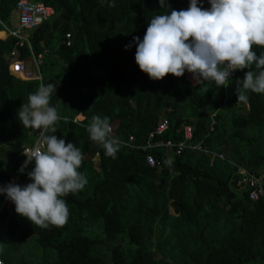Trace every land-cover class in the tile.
<instances>
[{"label": "trees", "instance_id": "16d2710c", "mask_svg": "<svg viewBox=\"0 0 264 264\" xmlns=\"http://www.w3.org/2000/svg\"><path fill=\"white\" fill-rule=\"evenodd\" d=\"M16 1L0 0L1 21ZM32 1L60 15L51 22L49 17L29 35L31 51L41 53L39 79L9 74L7 56L15 39L0 32V186L10 183L15 173V184L31 182L27 172L34 161L23 172L18 169L25 159L23 146L31 145L40 130L23 127L17 112L41 81L57 87L50 97L60 116L53 135L82 151L78 171L88 183L63 198L69 217L60 228L32 224L15 212L13 202L9 210L0 205V262L264 264V203L233 189L237 166L255 177L264 172V94L244 92L239 79L247 69L232 73L225 88L214 81L191 84L193 75L187 70L189 81L171 74L151 80L135 63L133 37L142 39L155 15L186 10L190 0H165L168 9L159 0ZM202 6L209 8L208 0ZM18 49L20 59L29 56L26 45ZM253 50L258 56L264 53V47ZM241 94L246 99H239ZM78 115L82 119L76 120ZM94 115L108 117L113 136L127 141L131 135L138 146L164 117L166 129L153 134L152 143H177L188 125V144H200L222 157L200 170L201 156L190 164L191 156L200 152L188 147L175 154L174 146L136 149L122 143L113 159L89 138L87 126ZM51 134L43 131L42 143ZM147 154L159 165L147 164ZM257 183L264 186V178L258 177ZM26 240L35 247L34 254L17 252Z\"/></svg>", "mask_w": 264, "mask_h": 264}, {"label": "clouds", "instance_id": "9594fccd", "mask_svg": "<svg viewBox=\"0 0 264 264\" xmlns=\"http://www.w3.org/2000/svg\"><path fill=\"white\" fill-rule=\"evenodd\" d=\"M208 2L207 9L203 8L202 0L199 6L198 0H190L186 10L173 9L167 14L155 15L143 38L133 37L135 63L151 80H160L169 74L181 77L187 70L197 82L214 81L218 87L225 88L230 84L232 73L247 69L243 79H239L244 92L264 94V53L258 56L253 50L254 46L264 47V0ZM159 4L169 8L165 0H159ZM109 6L115 7V4ZM25 35L29 39L30 34ZM129 47L131 44L125 45L126 50ZM56 89L55 85L41 81L37 91L29 94L28 102L21 104L17 112L23 127L40 130L37 137L41 129L52 132L43 136L39 149L25 153L26 159L19 165L18 172H23L34 161V167L27 172L31 182L23 186L15 183L0 186L3 198L0 205L6 202L9 206L13 202L17 214L45 229L60 228L67 223L69 209L63 198L83 190L88 183L86 176L78 171L84 159L82 151L72 142L66 143L53 135L60 120L57 110L50 106V97ZM238 98L244 100L246 96L241 94ZM80 119L81 116L76 120ZM87 131L89 138L103 147L106 156L116 158L122 142L112 135L108 117L94 115ZM212 154L222 157L221 153ZM4 195L9 201L4 200Z\"/></svg>", "mask_w": 264, "mask_h": 264}, {"label": "built area", "instance_id": "2783aa9c", "mask_svg": "<svg viewBox=\"0 0 264 264\" xmlns=\"http://www.w3.org/2000/svg\"><path fill=\"white\" fill-rule=\"evenodd\" d=\"M15 10L17 13L16 16V27L9 28L5 25L3 21L0 19V26H2L6 30L7 36L10 38H14V47L11 51H9L7 56V65L9 67V73L13 76L18 77L16 74L21 76V79L23 80H29V79H39L40 75L37 71V67L41 62V54L37 53L34 54L31 51L30 48V40L27 38V35L23 34L24 30H32L37 25L42 23L43 21L47 20L52 14L53 9L50 6L43 5L41 2H35L32 0H17L15 3ZM64 44H69V34H65V40ZM23 45H26L29 56L25 59H20L19 56V49L18 47H21ZM28 60L30 61L32 65V75L30 72H27L25 70V63L24 61ZM19 78V77H18ZM112 129L114 130V125L110 124ZM167 126L166 119L159 118V120L156 123V126L152 132H149L146 137V142L144 145H136L133 142V138L131 135L128 136L127 141H121L123 144L130 148H141L144 149L146 147H153V146H164L166 148H172L175 147V154H179L180 151L188 147L193 152H203L204 154L207 153V151L200 146V144H193L190 145L187 143V141L190 139V126H183V139L178 141L177 143H173L170 139H166L164 141H160L157 143H152L151 138L153 134H161ZM212 128V127H211ZM42 129L39 134V136L32 142L31 145L25 144L22 148V154L29 153L32 150H37L42 146ZM113 135V132H112ZM25 156V155H24ZM220 156V154H218ZM26 159V156H25ZM145 161L147 164L151 166H158V162L155 161L154 157L150 154H147L145 156ZM24 163V162H23ZM20 168V167H19ZM262 177L264 178V172L259 173L257 177L254 175L246 172L243 168H236L235 173V188H233L236 192H246L248 195V198L252 201H260L264 203V186H260L257 183V178ZM18 179V175L15 174L12 177V181L15 182ZM4 200L9 201L8 198L4 195Z\"/></svg>", "mask_w": 264, "mask_h": 264}, {"label": "rangeland", "instance_id": "374dc122", "mask_svg": "<svg viewBox=\"0 0 264 264\" xmlns=\"http://www.w3.org/2000/svg\"><path fill=\"white\" fill-rule=\"evenodd\" d=\"M12 16H11V19H10V21H9V24L10 25H12V24H15V12H12V14H11ZM24 34H28V31H24ZM24 63H25V70L27 71V72H30L31 73V75H32V72H33V69H32V65H31V63H30V61H28V60H25L24 61ZM63 71H65L66 69H67V67L65 66V65H63L62 66V68H61ZM20 79H21V76L20 75H18V74H16ZM184 76H186V78H187V75H186V73H184ZM187 80H188V78H187ZM189 81V80H188ZM191 84H195L196 83V80L193 78V80H191V81H189ZM76 119H79L80 118V116H76L75 117ZM195 153V152H194ZM201 153V154H200ZM199 154H194V155H192L191 156V158H190V164L191 165H195V161H197L198 160V157L199 156H201L200 158H199V162H198V167H197V169H206V168H209L210 167V165L212 164V162H213V160H214V155L212 154V153H205V154H203V152H200ZM199 155V156H198ZM93 160H95V158H93ZM17 181H15V182H13L12 180L10 181V183H16ZM1 201H3V198H1V200H0V202ZM4 207L7 209V210H9V206H7V203L6 202H4ZM170 211H171V209H169ZM28 243V244H27ZM26 244H27V246H26ZM25 245V246H24ZM27 247V248H26ZM26 252L27 254L28 253H35V247L34 246H32V247H30V241H28V240H26V241H23L22 243H21V245H19L18 246V248H17V252H19V253H21V252Z\"/></svg>", "mask_w": 264, "mask_h": 264}, {"label": "crops", "instance_id": "0c3cea01", "mask_svg": "<svg viewBox=\"0 0 264 264\" xmlns=\"http://www.w3.org/2000/svg\"><path fill=\"white\" fill-rule=\"evenodd\" d=\"M12 12H15V17H14V18H15V24L10 25V24H9V21H10V19H11V16H12L11 14H12ZM16 16H17V13H16V10H15V7H14V8L10 11V13L8 14V18H7V20H6L8 23H7L6 21H3V22H4L6 25L8 24L7 26H8L9 28H14V27H16V23H17V22H16ZM0 27H1V26H0ZM24 31H28V34H31V32H32V31H29V30H24ZM0 32H2V33L5 34V37H4V38L8 37L7 34H6V30H4L2 27H1V29H0ZM4 38H3V37H0L1 40H3ZM7 70H8V72H9V70H10L9 67H8V65H7ZM9 74H10V73H9ZM195 153H196V152H195ZM237 167H238V166H237Z\"/></svg>", "mask_w": 264, "mask_h": 264}, {"label": "water", "instance_id": "95a60500", "mask_svg": "<svg viewBox=\"0 0 264 264\" xmlns=\"http://www.w3.org/2000/svg\"><path fill=\"white\" fill-rule=\"evenodd\" d=\"M59 15H60V12H59V11L54 12L53 15L51 16L49 22H51L55 17H57V16H59Z\"/></svg>", "mask_w": 264, "mask_h": 264}, {"label": "bare ground", "instance_id": "6f19581e", "mask_svg": "<svg viewBox=\"0 0 264 264\" xmlns=\"http://www.w3.org/2000/svg\"><path fill=\"white\" fill-rule=\"evenodd\" d=\"M42 24V23H41Z\"/></svg>", "mask_w": 264, "mask_h": 264}]
</instances>
